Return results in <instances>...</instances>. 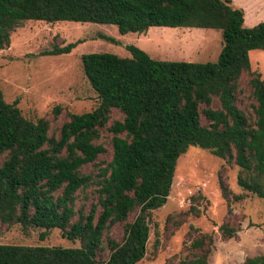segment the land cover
<instances>
[{
    "label": "trees",
    "instance_id": "trees-1",
    "mask_svg": "<svg viewBox=\"0 0 264 264\" xmlns=\"http://www.w3.org/2000/svg\"><path fill=\"white\" fill-rule=\"evenodd\" d=\"M26 21L115 25L122 35L150 28L214 29L222 34L223 49L208 63L155 60L134 45L128 47L131 57L83 55L84 73L100 104L71 115L58 139L49 136L47 119H26L19 102L7 103L0 90V224L60 229L64 238L81 243L78 248L0 245V264L141 262L152 213L166 204L178 160L190 147L234 161L242 169L238 185L264 201V79L252 71L250 60L252 50L264 51V22L247 27L245 11L232 0H0V50ZM83 42L43 55L70 54ZM245 74L255 101L251 111L240 104ZM114 110L124 120L109 128L113 161L100 175L96 206L85 213L76 209V195L92 177L81 170L106 153L96 142ZM222 189L227 202L244 199L231 198L225 184ZM192 212L200 214L195 206ZM118 223H125L122 242L106 240ZM220 232L231 239L237 230L225 223ZM105 242L106 261L99 259ZM190 248L193 258L179 264H209L214 236L199 233ZM243 264H264V255Z\"/></svg>",
    "mask_w": 264,
    "mask_h": 264
},
{
    "label": "rangeland",
    "instance_id": "rangeland-1",
    "mask_svg": "<svg viewBox=\"0 0 264 264\" xmlns=\"http://www.w3.org/2000/svg\"><path fill=\"white\" fill-rule=\"evenodd\" d=\"M245 25L253 27L251 9L245 10ZM114 38L117 43L101 39ZM84 41L72 53L43 55L70 43ZM137 46L155 60L208 63L218 60L223 49L219 30L197 28H150L143 34L122 35L115 25L81 24L74 22L46 23L26 21L11 36L8 48L0 50V90L7 103L18 101L23 116L33 122L47 119L50 137L57 139L62 126L71 115L95 110L100 99L87 79L82 56L90 53H111L131 57L129 46ZM252 71L264 79V51L250 52ZM249 74L241 79L240 104L251 111L255 103L251 96ZM59 107L60 112L55 113ZM124 115L114 110L101 138L96 142L106 148L95 164L82 168L83 175L92 177L89 187L77 193L76 209L89 212L98 202V184L101 173L113 161V133L110 126ZM202 123L207 124L202 117ZM4 160L2 158L0 163ZM242 169L234 162L221 159L209 150L190 147L177 163L171 194L166 204L153 211L150 220V238L145 258L137 264H179L193 258L190 248L199 233L212 234L215 248L209 264H243L247 259L264 255V201L249 194L238 185ZM222 184L232 197L243 195L240 201L227 202ZM195 206L199 215L192 212ZM100 211V208H98ZM135 214L128 222L133 221ZM229 223L237 230L231 239H224L220 227ZM125 223L112 226L105 238L121 243ZM42 235H45L44 239ZM0 245L30 247L78 248L80 241L63 237L60 229H23L21 225L0 224ZM99 259L110 257L107 242Z\"/></svg>",
    "mask_w": 264,
    "mask_h": 264
},
{
    "label": "crops",
    "instance_id": "crops-1",
    "mask_svg": "<svg viewBox=\"0 0 264 264\" xmlns=\"http://www.w3.org/2000/svg\"><path fill=\"white\" fill-rule=\"evenodd\" d=\"M233 7L237 9H251V17H254L253 23L258 25L264 22V0H232ZM248 13L245 11V22ZM255 26V25H254Z\"/></svg>",
    "mask_w": 264,
    "mask_h": 264
}]
</instances>
